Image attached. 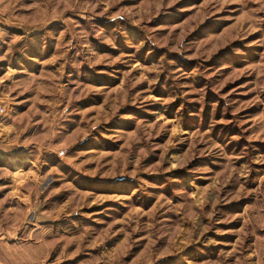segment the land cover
I'll return each mask as SVG.
<instances>
[{"label": "rangeland", "instance_id": "rangeland-1", "mask_svg": "<svg viewBox=\"0 0 264 264\" xmlns=\"http://www.w3.org/2000/svg\"><path fill=\"white\" fill-rule=\"evenodd\" d=\"M0 263L264 264V0H0Z\"/></svg>", "mask_w": 264, "mask_h": 264}, {"label": "built area", "instance_id": "built-area-1", "mask_svg": "<svg viewBox=\"0 0 264 264\" xmlns=\"http://www.w3.org/2000/svg\"><path fill=\"white\" fill-rule=\"evenodd\" d=\"M4 112V108L2 106H0V113Z\"/></svg>", "mask_w": 264, "mask_h": 264}, {"label": "crops", "instance_id": "crops-1", "mask_svg": "<svg viewBox=\"0 0 264 264\" xmlns=\"http://www.w3.org/2000/svg\"><path fill=\"white\" fill-rule=\"evenodd\" d=\"M0 264H3V263H0Z\"/></svg>", "mask_w": 264, "mask_h": 264}]
</instances>
